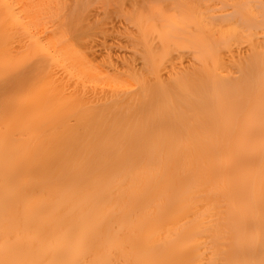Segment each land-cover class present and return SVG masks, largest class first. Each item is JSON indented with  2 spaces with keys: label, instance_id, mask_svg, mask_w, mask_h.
Wrapping results in <instances>:
<instances>
[{
  "label": "bare ground",
  "instance_id": "obj_1",
  "mask_svg": "<svg viewBox=\"0 0 264 264\" xmlns=\"http://www.w3.org/2000/svg\"><path fill=\"white\" fill-rule=\"evenodd\" d=\"M0 264H264V0H0Z\"/></svg>",
  "mask_w": 264,
  "mask_h": 264
}]
</instances>
